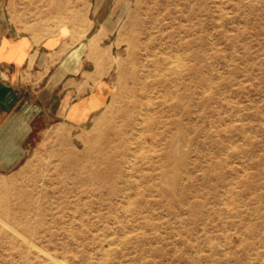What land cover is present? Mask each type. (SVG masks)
I'll list each match as a JSON object with an SVG mask.
<instances>
[{
    "label": "rangeland",
    "instance_id": "obj_1",
    "mask_svg": "<svg viewBox=\"0 0 264 264\" xmlns=\"http://www.w3.org/2000/svg\"><path fill=\"white\" fill-rule=\"evenodd\" d=\"M103 9L110 102L87 124L33 133L23 163L0 172V264H264V0ZM148 28L160 65L155 124L139 136L125 122L142 92L129 54ZM97 153L114 164H91Z\"/></svg>",
    "mask_w": 264,
    "mask_h": 264
},
{
    "label": "crops",
    "instance_id": "obj_2",
    "mask_svg": "<svg viewBox=\"0 0 264 264\" xmlns=\"http://www.w3.org/2000/svg\"><path fill=\"white\" fill-rule=\"evenodd\" d=\"M104 7L80 0L74 22L73 0H0V172L23 163L33 133L87 124L108 106L114 16L106 22Z\"/></svg>",
    "mask_w": 264,
    "mask_h": 264
},
{
    "label": "bare ground",
    "instance_id": "obj_3",
    "mask_svg": "<svg viewBox=\"0 0 264 264\" xmlns=\"http://www.w3.org/2000/svg\"><path fill=\"white\" fill-rule=\"evenodd\" d=\"M150 19V18H149ZM148 20V19H147ZM149 21V20H148ZM154 21V20H153ZM155 22H153L152 28L154 26ZM152 28L151 29H146V35L145 37L140 40L139 38H136L135 41L130 45V54L129 56L134 58L135 56H137L136 58L138 59V61L140 62V71L142 76L140 77H136L135 81L136 83H138L141 87L142 92L141 93H135L133 95L132 101L130 102V109L129 112L126 114V125L127 128L130 130L135 131V134L137 135H142L144 132L147 133L146 131L149 132L150 128L152 126H154L155 121H153L152 118L148 117V114H150L149 112V104L150 99L148 96V92L150 90V86L152 80L150 81V77L152 76V72H151V67H158L159 64V57L157 55V48H156V42L153 36V32H152ZM135 47L142 49V53L140 55H138L135 52ZM136 59V60H137ZM164 62L163 63V68L167 71L171 70L170 67V63L168 62L167 59H163ZM97 63V62H96ZM122 67V66H121ZM120 67V68H121ZM161 67V66H160ZM159 67V68H160ZM122 69V68H121ZM154 70V69H153ZM156 70V69H155ZM160 71V70H159ZM158 71V72H159ZM157 72V71H156ZM166 73V71H164ZM165 75V74H164ZM153 76H158V73H155ZM156 81V80H155ZM158 81V80H157ZM159 82V81H158ZM156 83V82H155ZM153 84V83H152ZM157 84V83H156ZM158 85V84H157ZM156 85V86H157ZM155 86V85H154ZM153 86V87H154ZM152 87V86H151ZM153 90V88H151ZM155 90V89H154ZM147 91V93H146ZM158 91V90H157ZM156 92V91H155ZM153 93V92H152ZM151 95V93H150ZM155 95V94H154ZM153 97V96H152ZM154 98V97H153ZM146 101V102H145ZM152 107V106H151ZM157 111V109H156ZM152 112V111H151ZM124 120V119H123ZM157 121V120H156ZM124 124V123H123ZM145 125H147V127H145ZM120 129V128H119ZM126 130V129H125ZM127 131V130H126ZM128 132V131H127ZM129 133V132H128ZM133 133V132H132ZM132 137V136H130ZM118 138V137H117ZM125 138V137H123ZM137 138V137H136ZM133 139V138H131ZM129 140V139H128ZM137 140V139H135ZM131 141V140H130ZM140 141V139H139ZM112 142V141H111ZM132 142V141H131ZM130 142V143H131ZM129 143V142H128ZM127 145V143H126ZM121 146V145H120ZM135 146V143H134ZM125 150V148H123ZM132 149V148H131ZM130 149V151H131ZM120 150V149H119ZM122 150V149H121ZM136 150V149H135ZM120 152V151H119ZM124 153V152H122ZM130 153V152H128ZM138 153V152H137ZM126 154V153H125ZM131 154V153H130ZM126 156V155H125ZM95 157V158H94ZM94 160H91L90 163L93 165H97L100 162H107L108 164H114V160L112 159V157L109 155H106L105 153H97V155H94ZM124 159V158H123ZM132 176V175H131ZM38 244V243H37ZM57 258V257H56ZM61 262V261H60ZM63 262V261H62Z\"/></svg>",
    "mask_w": 264,
    "mask_h": 264
}]
</instances>
